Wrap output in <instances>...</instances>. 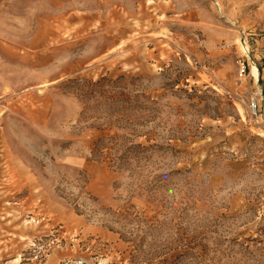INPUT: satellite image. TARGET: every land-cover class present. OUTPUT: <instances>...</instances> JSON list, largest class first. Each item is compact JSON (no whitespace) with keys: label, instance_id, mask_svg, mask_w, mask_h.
<instances>
[{"label":"rangeland","instance_id":"obj_1","mask_svg":"<svg viewBox=\"0 0 264 264\" xmlns=\"http://www.w3.org/2000/svg\"><path fill=\"white\" fill-rule=\"evenodd\" d=\"M0 264H264V0H0Z\"/></svg>","mask_w":264,"mask_h":264},{"label":"bare ground","instance_id":"obj_2","mask_svg":"<svg viewBox=\"0 0 264 264\" xmlns=\"http://www.w3.org/2000/svg\"><path fill=\"white\" fill-rule=\"evenodd\" d=\"M241 43V42H240ZM243 45V44H242ZM241 51H242V49H240ZM245 50H246V48H245ZM244 51V50H243ZM242 51V52H243ZM246 53V52H245ZM251 66H253V65H251ZM251 69H252V67H251ZM255 69V68H254ZM254 71H252V73H253ZM254 108V107H253ZM238 109L240 110V107H238Z\"/></svg>","mask_w":264,"mask_h":264},{"label":"built area","instance_id":"obj_3","mask_svg":"<svg viewBox=\"0 0 264 264\" xmlns=\"http://www.w3.org/2000/svg\"><path fill=\"white\" fill-rule=\"evenodd\" d=\"M253 107H255V104L253 105Z\"/></svg>","mask_w":264,"mask_h":264}]
</instances>
